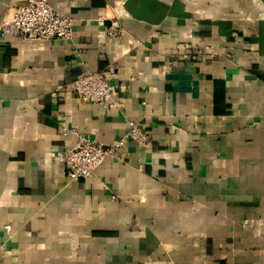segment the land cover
<instances>
[{"label":"crops","instance_id":"crops-1","mask_svg":"<svg viewBox=\"0 0 264 264\" xmlns=\"http://www.w3.org/2000/svg\"><path fill=\"white\" fill-rule=\"evenodd\" d=\"M47 1L71 38H0V264H264V0ZM95 71L118 109L64 89ZM130 121L88 178L53 158Z\"/></svg>","mask_w":264,"mask_h":264},{"label":"built area","instance_id":"built-area-1","mask_svg":"<svg viewBox=\"0 0 264 264\" xmlns=\"http://www.w3.org/2000/svg\"><path fill=\"white\" fill-rule=\"evenodd\" d=\"M106 34L114 41H120L123 29L119 19L122 11L113 8ZM104 19L99 18L102 22ZM73 33V20L68 15L56 10L47 0H25L23 3L10 6L0 22V38L8 35L21 39L58 40L69 39ZM188 55H184L186 58ZM65 90L84 102L96 103L110 109H118V85L107 80L104 71L88 72L70 81ZM63 133L72 132L75 143L64 151L54 153L53 158L67 169L70 181H77L92 176L98 167L125 140L140 145H148L150 136L139 122L130 121L128 130L120 139L107 146L96 140L80 135L75 129L63 127Z\"/></svg>","mask_w":264,"mask_h":264}]
</instances>
